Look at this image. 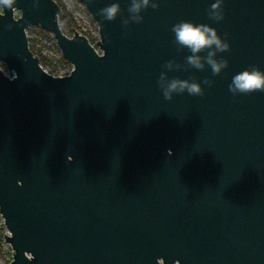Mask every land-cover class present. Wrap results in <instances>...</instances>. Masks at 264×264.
I'll return each mask as SVG.
<instances>
[{
	"label": "water",
	"instance_id": "95a60500",
	"mask_svg": "<svg viewBox=\"0 0 264 264\" xmlns=\"http://www.w3.org/2000/svg\"><path fill=\"white\" fill-rule=\"evenodd\" d=\"M79 1L0 0L9 264H264V0Z\"/></svg>",
	"mask_w": 264,
	"mask_h": 264
},
{
	"label": "rangeland",
	"instance_id": "374dc122",
	"mask_svg": "<svg viewBox=\"0 0 264 264\" xmlns=\"http://www.w3.org/2000/svg\"><path fill=\"white\" fill-rule=\"evenodd\" d=\"M66 8L71 12L73 20L78 29L86 32L94 44L99 38L98 29L95 21L87 11L86 7L79 0H61ZM39 26H30L26 29V33L30 38L34 39V45L41 50L47 59H49L52 65H57L59 58H63L61 52L55 42L48 37H44L39 33ZM76 30V29H74ZM73 31L66 30V34L73 35ZM68 63V62H67ZM0 65L8 74L5 65L0 61ZM72 68L69 66H57L58 73L68 74ZM2 226V227H1ZM7 230L3 225V220L0 216V264H9L12 259V248L9 243L4 241V235L7 234Z\"/></svg>",
	"mask_w": 264,
	"mask_h": 264
},
{
	"label": "trees",
	"instance_id": "16d2710c",
	"mask_svg": "<svg viewBox=\"0 0 264 264\" xmlns=\"http://www.w3.org/2000/svg\"><path fill=\"white\" fill-rule=\"evenodd\" d=\"M55 1L60 6V8L62 10V13L59 17L60 26H61L62 31H64V33H66V30H68V31H73L74 29L78 30V27L76 26V24L73 20L71 12L61 2V0H55ZM39 33H40V35H43L44 37H48L51 40H54L53 36L42 28H39ZM28 43H29L30 50L35 55L38 56L40 64L42 65V67L44 69H46V71L48 73H50L52 75H57V74H59L58 70H57V66H62V67L63 66H69V63H67V61L63 58H59V60L57 61V63H58L57 65H52L51 61L49 59H47L43 54H41V50L34 45V39L33 38L28 37ZM45 66L48 68V70Z\"/></svg>",
	"mask_w": 264,
	"mask_h": 264
}]
</instances>
